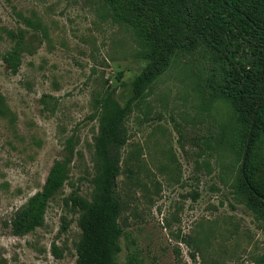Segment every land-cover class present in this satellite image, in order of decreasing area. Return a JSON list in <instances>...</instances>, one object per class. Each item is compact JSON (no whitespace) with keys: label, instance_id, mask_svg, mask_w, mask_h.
Masks as SVG:
<instances>
[{"label":"rangeland","instance_id":"rangeland-1","mask_svg":"<svg viewBox=\"0 0 264 264\" xmlns=\"http://www.w3.org/2000/svg\"><path fill=\"white\" fill-rule=\"evenodd\" d=\"M178 1L129 3L158 38L186 41L191 22L172 9ZM21 37V65L12 72L3 55ZM202 38L213 35L178 50L126 120L120 264L131 253L144 264H264V220L234 191L243 151L219 142L233 113L223 95L235 64ZM143 52L135 30L116 22L102 0H0V264H77L82 231L69 198L91 197L94 103L107 92L122 104L129 99L148 63ZM260 140L254 175L264 184ZM55 160L68 161V179L44 224L15 235V212L42 189Z\"/></svg>","mask_w":264,"mask_h":264},{"label":"trees","instance_id":"trees-1","mask_svg":"<svg viewBox=\"0 0 264 264\" xmlns=\"http://www.w3.org/2000/svg\"><path fill=\"white\" fill-rule=\"evenodd\" d=\"M102 1L116 22L135 30L148 63L135 76L132 94L124 104L110 92L101 94L95 100L93 116L98 117V132L94 137L97 166L91 197L76 193L69 198L71 206L79 213L78 225L82 231L77 243V264H120L117 255L122 250L123 231L117 178L121 171L120 150L127 141L126 120L134 107L145 99L147 89L168 69L174 54L181 49L194 50L200 37L213 35V38L202 39L219 45L235 64L224 86L227 94L223 95L230 100L233 113L219 136V142L230 145L231 149L241 148L243 159L247 150L245 166L240 168L234 191L257 217L264 220V184L255 178L253 155L256 143H260V137L264 135V8L252 6L254 3L264 4V0H198L196 14L191 13V0H180L172 9H180L191 22V36L186 41L167 42L148 29L129 0ZM8 35L11 39L18 37L14 31H8ZM22 38L14 40L12 49L3 55L12 72H17L21 65ZM1 106L6 107L0 94ZM68 176V161L55 160L42 189L31 195L15 212L11 220L15 235H25L44 224L48 204L62 190ZM54 253L60 256L56 246ZM126 264L144 262L131 253Z\"/></svg>","mask_w":264,"mask_h":264},{"label":"water","instance_id":"water-1","mask_svg":"<svg viewBox=\"0 0 264 264\" xmlns=\"http://www.w3.org/2000/svg\"><path fill=\"white\" fill-rule=\"evenodd\" d=\"M264 101V100H262ZM260 104L258 105V108H259ZM253 128V124L251 126V129ZM251 138V130H250V133H249V136H248V141L250 140ZM247 148H248V145H247ZM246 155H247V150L245 151V157L243 159V162H242V168L244 169V166H245V162H246Z\"/></svg>","mask_w":264,"mask_h":264}]
</instances>
